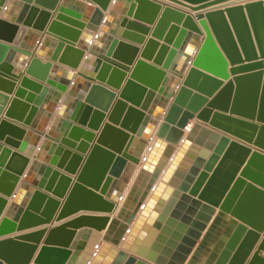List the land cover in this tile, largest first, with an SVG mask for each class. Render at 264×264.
<instances>
[{"label":"water","instance_id":"95a60500","mask_svg":"<svg viewBox=\"0 0 264 264\" xmlns=\"http://www.w3.org/2000/svg\"><path fill=\"white\" fill-rule=\"evenodd\" d=\"M79 1L0 0V264H264V0Z\"/></svg>","mask_w":264,"mask_h":264},{"label":"crops","instance_id":"0c3cea01","mask_svg":"<svg viewBox=\"0 0 264 264\" xmlns=\"http://www.w3.org/2000/svg\"><path fill=\"white\" fill-rule=\"evenodd\" d=\"M77 1H79V0H77ZM79 2H81L82 4H87V2L86 1H79ZM79 12H83V8H81L80 10H79ZM107 12H104V14H106ZM91 14H92V12H89L88 14H87V17L89 18L90 16H91ZM2 31H3V29H2ZM5 31V30H4ZM37 38V36H28V35H24L23 36V38H22V41L25 43V44H27V45H34V40ZM47 49L48 50H50V52L51 51H53V47H51L50 48V46L49 47H47L46 48V51H45V54L46 55H48L47 54ZM33 52H34V50L33 51H31V54L33 55ZM34 56L35 57H37V58H39L40 60H42V62H45L46 61V59L45 58H43V57H40V56H38L37 55V53H35L34 54ZM26 58V60L28 61V59L30 58V55H28V56H26L25 57ZM53 64H56L55 62H53V61H51ZM20 72H23V68H22V66L20 67ZM73 72H74V74H76V72H77V70H73ZM61 74H59L58 76H60ZM0 84H1V82H0ZM10 96H13V93H11L10 92ZM47 107H48V104H47ZM56 109L54 110V112H52V117H51V119H50V121H49V124H50V122H51V120L54 118V116L56 115ZM185 132H187V129H185ZM43 139V137L40 135V139H39V143L41 142V140ZM36 153V150H34V153H33V155H32V157L30 158V161H32L33 160V158H34V154ZM136 170V169H135ZM21 178H23V177H21ZM130 183H131V181L129 180V182L126 184V188H125V190H124V193H123V196H122V198L120 199V201H119V204H118V207L120 206V204H121V201H122V199H123V197H124V195H125V193H126V190L128 189V187L130 186ZM118 207H117V209H116V211L118 210ZM162 208H163V206H162ZM115 211V212H116ZM112 213V214H110V216L112 217V218H114L115 216H116V213ZM46 227L48 226V225H45ZM103 234V233H102Z\"/></svg>","mask_w":264,"mask_h":264},{"label":"bare ground","instance_id":"6f19581e","mask_svg":"<svg viewBox=\"0 0 264 264\" xmlns=\"http://www.w3.org/2000/svg\"><path fill=\"white\" fill-rule=\"evenodd\" d=\"M134 175H135V173H134Z\"/></svg>","mask_w":264,"mask_h":264}]
</instances>
